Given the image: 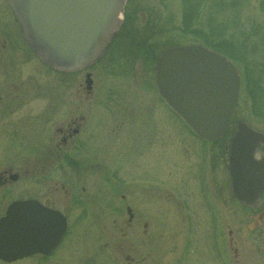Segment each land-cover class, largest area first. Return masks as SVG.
Returning a JSON list of instances; mask_svg holds the SVG:
<instances>
[{"label": "rangeland", "instance_id": "1", "mask_svg": "<svg viewBox=\"0 0 264 264\" xmlns=\"http://www.w3.org/2000/svg\"><path fill=\"white\" fill-rule=\"evenodd\" d=\"M122 18L118 38L97 63L63 75L70 83L57 84L44 74L45 96L27 107L29 120L16 122L12 135H0V165L51 161L41 150L51 145L68 110L87 115L90 137L74 156L81 165L53 157L45 168L25 169L12 191L0 194L1 215L11 200L30 198L33 190L32 197H42V178L74 193L62 194L58 204L69 227L55 253L0 264H264V225L251 231L256 212L231 195L225 149L240 121L264 133V0H128ZM192 44L215 51L224 46L241 72L232 123L217 141H199L154 91V66L163 52ZM246 71L256 101L247 92ZM60 89L56 109L48 98L50 103ZM132 151L140 166L129 162ZM108 164L115 172L109 183L103 170ZM134 167L140 178L133 177ZM215 244L222 245L220 257Z\"/></svg>", "mask_w": 264, "mask_h": 264}, {"label": "water", "instance_id": "2", "mask_svg": "<svg viewBox=\"0 0 264 264\" xmlns=\"http://www.w3.org/2000/svg\"><path fill=\"white\" fill-rule=\"evenodd\" d=\"M125 1L8 0L33 51L48 65L67 71L84 68L105 53L121 26ZM155 70L159 94L198 137L221 139L241 92L238 67L194 44L168 48ZM259 145H264V133L239 122L230 144L229 170L232 192L247 207L264 190V156L254 157ZM66 230L60 213L33 201H16L0 219V259L49 255Z\"/></svg>", "mask_w": 264, "mask_h": 264}, {"label": "flooded vegetation", "instance_id": "3", "mask_svg": "<svg viewBox=\"0 0 264 264\" xmlns=\"http://www.w3.org/2000/svg\"><path fill=\"white\" fill-rule=\"evenodd\" d=\"M123 24H124V19L122 22V26ZM118 36L119 35L115 37L109 49L111 48L112 45H114ZM125 36H120L119 38L121 39L125 37L126 39H131L132 41L133 35L128 34ZM98 61H96L95 63H97ZM92 65L94 64H91L89 67L85 68L84 70H87ZM154 71H155V66H154ZM69 72H76V71H63L61 69H56L51 66H48L41 60V58H39L31 50L30 46L28 45L27 41L25 40L22 34L21 26L13 10L11 9L9 3L7 2V0H2L0 2V135L10 131H11L10 135H12L13 130L15 129L14 124L16 122L17 124H20L25 120H29V110L27 109V107L36 106L38 102L35 101H38V99L41 96H45L44 87H43L44 74L48 76V78L52 79L55 83L60 84L62 83V81L64 82L67 81V79H65L66 77L63 79V75L73 74ZM86 75H88V73ZM67 83L70 82L67 81ZM155 87H154V91L155 90L157 91V87L156 88ZM53 93L55 95L54 96L55 98L50 103L48 98V105L56 107V109H59V106H61L60 104L61 103L60 94H62L61 89L59 90V92L53 91ZM163 102L166 104V107H168V109L167 108L166 109L168 111L170 110L171 112H173L186 125L183 119L179 117L164 100ZM72 112L73 111H71V113ZM78 113L71 116L68 110L64 119H62L56 125V133L53 135V138L51 139V145L43 147V149L41 150L42 155L45 154L51 155V159H50L51 161H54L53 157H55L56 160L58 161L61 160L62 157H66V158L68 157V159L71 160V164L73 163L76 167L77 165H81V163L78 162L79 161L78 158L74 156L75 155L78 156L81 151H84L87 148V146L89 145L87 139H90V137L88 135L89 130L87 129L88 127V121L86 120L87 115L84 114L78 115ZM86 130L88 132H85ZM190 131H191L190 133H192L199 141H201L202 143L205 142L204 140L200 139L191 129ZM90 134L92 135L91 131ZM225 149L228 151L227 153L230 155V143L228 148ZM229 155H228V160H229ZM263 156H264V145H259L255 152L254 157L260 160ZM121 157H123V154H121ZM134 157H135V151H132V157L129 158V162L133 161ZM51 161L45 163L44 162L36 163V165L25 162L17 165L12 162L11 164L5 163V165H0V194H3L4 192L6 194L10 193L12 191L13 184L20 179V176L25 169L28 170V167L35 168L42 166V168H45L49 166L51 163H53ZM135 163L140 166L139 163L137 162ZM55 164L57 166L60 165V163L57 161ZM120 165L124 166V164L121 163ZM90 167L91 169H89V173L93 169V165H90ZM97 168H99V170H102V168H100L99 166H97ZM63 169L66 168L63 167ZM68 169H67L68 171L67 175L72 176L73 175L72 172L70 173ZM113 169L114 168L110 167V165H109V169L107 170L105 168L103 169L107 173L104 174L106 181L108 183L110 182L112 174L115 175V172H110ZM132 174L134 178L141 177V172L139 168L134 167ZM100 175L103 181L104 175L103 174ZM87 176L89 178V175ZM228 176L230 177L229 183H230L231 195L233 196L234 200L237 203H239L237 198L234 196L232 192L229 165H228ZM78 177L79 176H77V178ZM42 180L43 181L41 183L45 188L44 189L45 192L42 193V197L40 198H37L35 196L32 197V194H34V190H33V192H30L29 194L31 195L30 198L11 200V202L6 206L4 212L0 215V218L6 215V211L8 210V207L14 201H34L43 209H47L50 211H57L63 214L67 218L68 227H69L68 217L65 215V213H63V211H61L58 208V204L63 199L62 194H66V195L69 194L70 196L69 198H73L74 193L70 190L65 189L64 185L58 183L57 181L51 182V180L45 178H42ZM47 183L49 184L47 185ZM74 183L75 185L76 184L78 185L79 179L75 180ZM98 184L99 182L96 185ZM83 190L85 191V188ZM263 192L264 190L259 193L258 199L252 206L246 207L242 205L244 208L256 212L255 215L253 216V221L249 224L250 226L248 227L251 231H255L264 225V207H263L264 201L262 198ZM126 212L129 218L133 220L134 214L129 206L126 208ZM131 224L132 223H129L127 221L128 227H130ZM67 232H68V228H67ZM230 234H231L230 247L237 255V249H235L236 242L233 233H229V235ZM213 240H215V238H213ZM215 245L218 250V255L220 257L222 254V245L220 244H215ZM55 251L53 253H55ZM37 255L46 257V255L43 254H35L27 258H31ZM126 260L132 263L134 257H131V255L128 254Z\"/></svg>", "mask_w": 264, "mask_h": 264}, {"label": "trees", "instance_id": "4", "mask_svg": "<svg viewBox=\"0 0 264 264\" xmlns=\"http://www.w3.org/2000/svg\"><path fill=\"white\" fill-rule=\"evenodd\" d=\"M216 50L218 51V52H220V53H222V54H224V55H226L229 59H231L232 61H234V59H236V57L235 56H233L232 55V52H229V51H227L226 49H225V47L224 46H220V45H218V47H216ZM238 59V58H237ZM244 77H246V81H248V79H249V73H248V71H246L245 72V76ZM257 81H260V75L257 77V79H256ZM253 81H252V79H249V85H248V87H249V89H247V92L249 93V95L252 97V99H253V101H256V99H257V95L255 94V92H254V87H253V89H251L252 88V85H253V83H252ZM247 84V83H246ZM245 91H246V87H245ZM232 119V118H231ZM230 119V121H229V125H231V123H232V120Z\"/></svg>", "mask_w": 264, "mask_h": 264}, {"label": "bare ground", "instance_id": "5", "mask_svg": "<svg viewBox=\"0 0 264 264\" xmlns=\"http://www.w3.org/2000/svg\"><path fill=\"white\" fill-rule=\"evenodd\" d=\"M10 206H11V205H10ZM10 206H9V207H10ZM9 207H8V209H9ZM7 212H8V210L6 211V214H7ZM62 241H63V240H62ZM61 244H62V242H61ZM61 244H60V245H61Z\"/></svg>", "mask_w": 264, "mask_h": 264}]
</instances>
